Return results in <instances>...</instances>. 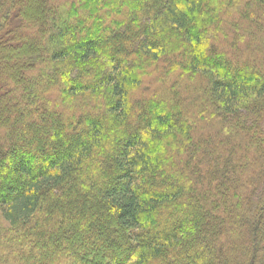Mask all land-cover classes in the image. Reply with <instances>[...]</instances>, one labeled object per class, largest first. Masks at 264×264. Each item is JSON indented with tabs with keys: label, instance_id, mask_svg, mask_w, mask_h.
<instances>
[{
	"label": "trees",
	"instance_id": "obj_1",
	"mask_svg": "<svg viewBox=\"0 0 264 264\" xmlns=\"http://www.w3.org/2000/svg\"><path fill=\"white\" fill-rule=\"evenodd\" d=\"M0 264H264V0H0Z\"/></svg>",
	"mask_w": 264,
	"mask_h": 264
}]
</instances>
